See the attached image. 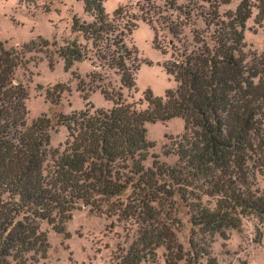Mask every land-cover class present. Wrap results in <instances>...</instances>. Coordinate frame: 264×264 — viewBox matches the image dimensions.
Returning <instances> with one entry per match:
<instances>
[{"label":"trees","instance_id":"trees-1","mask_svg":"<svg viewBox=\"0 0 264 264\" xmlns=\"http://www.w3.org/2000/svg\"><path fill=\"white\" fill-rule=\"evenodd\" d=\"M80 1L91 21L74 17L72 40L60 44L38 37L19 49L0 41V264H36L49 249L42 226L67 235L66 224L82 208L118 221L142 216L147 228L114 264H141L162 245L168 251L165 264L187 262L157 209L189 182L218 198L213 212L201 209L192 216L200 230L223 237V230L239 228L246 215L263 222L264 195L252 189L249 164L264 170V50L246 55L243 32L253 8L256 21L264 22V0H255L256 5L238 0L235 11L224 15L219 0H206L208 9H198V16L178 6L180 0H135L134 6L118 8L112 19L104 10L106 0ZM43 11L49 13L50 7ZM192 16L201 18L205 28H193L188 41L184 28ZM139 22L154 32V45L157 29H165L178 46L171 44L170 60L163 65L175 89L163 97L146 90L145 109L122 94L123 89L136 92L140 64L125 38ZM40 54L50 71L62 61L84 101L98 92L112 105L98 109L87 103L79 113L61 114L57 125L67 131L62 150L49 148L52 127L45 116L26 125L28 92L15 80L19 68L27 71L31 63L42 62ZM84 62L93 68L87 81L72 71ZM106 71L118 77L119 86L106 78ZM66 91L58 84L47 98L58 104ZM174 118L189 132L176 150L177 164L156 161L145 168L154 146L146 140V124ZM127 190L131 195L125 205L119 197Z\"/></svg>","mask_w":264,"mask_h":264},{"label":"rangeland","instance_id":"rangeland-1","mask_svg":"<svg viewBox=\"0 0 264 264\" xmlns=\"http://www.w3.org/2000/svg\"><path fill=\"white\" fill-rule=\"evenodd\" d=\"M205 1L191 0L188 3L180 0L177 5L188 7L187 10L193 9L194 14L198 16V9H208ZM209 1L218 3V0ZM227 1L223 3L219 0V14L234 12L239 3L238 0ZM254 1L250 0L253 5ZM134 5L135 0H106L104 10L112 19L118 8ZM47 6L50 7L49 13L43 11ZM256 15L257 10L253 8L252 16L247 20L243 32V51L246 55L249 51L260 54L264 50V22L256 21ZM74 17L86 22L91 21V17L84 13L80 0H35L32 3L30 0H0V41L5 43L7 48L17 49L38 37L49 41L55 39L62 44L63 41L74 38L71 34ZM175 17L176 14L173 13V19ZM190 21L191 24L184 28V36L188 41L192 40L193 28H205L199 17L192 16ZM125 44L129 49L136 50L140 69L136 75V92L123 89L122 94L128 103L142 102L140 108L145 109L146 90L149 89L155 97H163L166 90L175 89L176 85L172 77L165 73L163 65L170 60L173 52L171 44L178 46L165 29H157L155 45L167 53L162 54L161 50L155 48L154 32L141 22L126 36ZM38 56L42 62L36 66L31 63L27 71L19 68L15 73V80L22 83L28 92V99L25 101L26 125L30 126L37 118L45 116L52 127L49 131V148L62 150L67 140V131L57 125L61 114L79 113L85 110L87 103L98 109H110L112 105L98 92L91 94L88 101H84L76 90L77 81L72 79L70 72L63 70L62 61H58L54 70L50 71L43 56ZM73 70L78 71L87 81L85 75L93 71V68L84 62L75 64ZM104 74L115 86H119L117 76L110 71ZM58 84L68 87V91L61 95L58 104H54L47 98V93ZM146 130V140L154 146L147 153L144 167L152 168L156 161L174 167L178 161L176 150L183 143V136H189V132L183 131L182 120L177 118L169 124H146ZM257 168V164H249L253 175L250 180L252 189H257L264 195V170L258 171ZM206 193L205 187L200 183L189 182L187 186L175 192L170 203H164L161 209H157L161 222L170 228L176 243L182 248V254L187 258V262L180 261L177 264H264V221H259L254 215L242 217L241 225L237 229L223 230V237L194 226L192 216L198 210L213 212L216 209L218 198L210 197ZM130 195L131 190H127L119 199L125 205L129 204ZM141 217L132 214L129 218L118 221L82 208L75 212L72 220L66 224L67 235L55 233L44 224L42 229L47 232L49 249L46 256L38 259L36 264H114L116 257L125 255L137 241L138 234L147 228ZM154 255L141 264H165L168 251L162 245L156 248Z\"/></svg>","mask_w":264,"mask_h":264},{"label":"crops","instance_id":"crops-1","mask_svg":"<svg viewBox=\"0 0 264 264\" xmlns=\"http://www.w3.org/2000/svg\"><path fill=\"white\" fill-rule=\"evenodd\" d=\"M174 119H177V118H174ZM171 121H173V119L170 120V121H168V122H165V123H163V124H169ZM182 122H183V121H182ZM183 131H184V123H183ZM168 134H170V133H168Z\"/></svg>","mask_w":264,"mask_h":264}]
</instances>
